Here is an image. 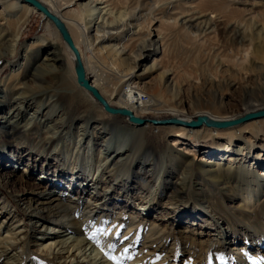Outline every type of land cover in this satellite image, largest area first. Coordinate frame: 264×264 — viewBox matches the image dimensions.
I'll list each match as a JSON object with an SVG mask.
<instances>
[{"label":"rangeland","instance_id":"1","mask_svg":"<svg viewBox=\"0 0 264 264\" xmlns=\"http://www.w3.org/2000/svg\"><path fill=\"white\" fill-rule=\"evenodd\" d=\"M176 8L175 12L182 11L188 16L194 15L198 20L209 18L213 21L216 17L214 31L198 41L187 38L185 34H180L175 28H169L163 39L165 57L162 64L171 71L173 80L169 79L165 84L168 88L167 93L161 89L162 92H159L155 97L157 90L153 89L154 86L151 84H155V82L159 84V78L157 73H148V70L153 66L152 53H150L141 63V71H147L143 82L150 84V90L143 93L142 100H156L159 95H162L159 106L163 110H183L186 115L193 118L197 113L225 118L245 113L249 106L243 100L245 93L248 90L256 91L258 88H264V0H240L236 4L230 3L228 0H180L177 2ZM70 10L76 13L79 10L78 4ZM119 12L123 13L124 10ZM119 12L111 16L114 20L112 26L115 28L121 23L119 22ZM211 17L213 18L211 19ZM232 30L236 33L231 32ZM135 31L137 28L132 27L131 32ZM56 38L57 32L54 26L45 22L39 13L33 14L22 32L14 56L0 58V190L6 198L23 197L30 198L35 202L38 199L37 194L43 192L45 186L51 190L50 186L55 182L56 186L61 188L72 184V187L75 186L74 188L77 190L79 182L74 181L76 176L81 179L82 174H88L89 170L93 173L97 166L94 158L90 157L85 160L86 156L82 154V148L85 145L78 151L83 142L80 141L82 134L86 130V124L83 122H76L72 126L71 135L69 134L71 150L66 152L61 143L57 148H54L55 155L64 150L65 157L60 155L57 158H50L45 156V153L37 155L39 140L56 138L59 135V132L53 127V122L47 123L46 118H41L48 111L47 107L52 100L48 96L46 99L44 97L42 100L37 99L34 102V100L25 97V102H22L20 89L6 92V87L10 83L7 81L11 76L20 73L23 69L29 72L24 58H27L38 39L55 41ZM152 41H154L153 45L156 44V47H159L157 38H153ZM81 47L85 52V47ZM53 56L55 54L40 52L38 64L51 65ZM102 66L106 67L104 64ZM107 69L110 68L107 67ZM107 69L105 72L109 71ZM251 102L253 105H261L259 111H264V101L252 100ZM157 109L160 110V107ZM58 111H53L51 116L52 119H58L57 122L63 118H60L61 113ZM251 113L255 112H249V114ZM255 121L263 122L258 126L248 127L246 132L239 137L240 139L233 141L234 149L242 147L248 156L240 164L243 167L241 173L246 176H239L240 174L236 176L231 181L232 185H229L234 188L223 184L213 185L202 177L199 171L191 174L190 182L187 184L189 177L186 178L182 169L178 167L177 156H174L171 161L173 163L162 164L159 163V160L156 163V155L153 151L167 153L172 141L176 139L173 136H161L156 139L152 138V141L156 140L155 150H151L148 156L144 157L140 156L142 154L140 152L134 163L131 164L127 174L128 177H131L129 184H132L134 188L132 194L123 197L122 188L124 185L112 184L111 179L109 180L112 177L108 175L102 177V184L90 189L92 194L84 192L81 195L83 202H91L94 194H98L97 201L94 202L96 207L101 206L100 203L104 201L102 203L104 211L100 216L106 215L107 219L99 227L97 235L99 238L105 235L114 238V246L110 250L101 248L99 241L93 242L91 246L85 248L88 251L91 247V251L97 252L98 259L96 258L93 264H100L102 256L103 261L105 260L107 264H264V187L260 188L259 182L256 180L257 173L264 171V159L261 167L252 166L253 162L251 161L252 154L256 156V152L264 148V119ZM38 123L47 124L48 128L39 127L33 130V126H38ZM250 123L252 122L246 124ZM107 124H110V121ZM13 129L20 131V139L14 140L10 137ZM31 129L33 131H30ZM91 130L98 133V140L93 147L92 156L98 154L100 150V158H103L107 152L114 149L116 139L109 133L108 127L103 126V123L98 126L92 125ZM3 139L4 142H2ZM197 141L199 149L194 154L197 159H200L204 156L202 152H199L200 149L210 148L213 143L208 139ZM5 142L11 146H15L19 142L21 145L18 148L22 149H16L17 144L16 148L9 149L4 145ZM194 142L192 139L188 141L189 144ZM250 151H252L251 154ZM76 153H79L77 157ZM18 158L23 159V162H17ZM97 158L99 157L97 156ZM112 158H109V161ZM123 158L124 156L117 157L115 161L123 162ZM62 159L63 165H60ZM13 163L15 168L11 171H14V176L20 184L26 185L24 190L19 183L16 186L8 184L7 174L10 169L6 166ZM46 166H48V172L43 173L42 169H46ZM154 167L160 170L158 178L160 177L161 181L172 185L171 187L176 185L177 189H181V184H184L185 190L188 186L187 192L181 197L170 194L167 192L168 189L160 195H158L159 191L155 193L157 180L153 183H149L147 180L148 176L155 177ZM32 168L33 170H30ZM82 168L86 172H83ZM25 169H29V173H23ZM61 169L65 173L63 179L57 177ZM113 173L114 171L111 175ZM38 175L43 178L39 180ZM127 186L125 185V187ZM246 186L250 188L247 192L244 191ZM56 192L58 190H55ZM146 192L149 194L146 195ZM66 194L69 198H75L77 195L71 191ZM150 194L155 198L154 202L150 201L154 206L146 211L147 206H141L143 205L141 201L145 203L144 198ZM104 195H108L105 200L101 198ZM247 195L249 199L252 198L253 202L245 203L243 199ZM109 197H111V201H107ZM22 206L24 207L22 203H17L12 210L21 213L19 209ZM22 216L20 215L18 220L22 219L21 224H24L22 227L25 228L20 231L25 233L30 226L27 219ZM117 221H125L126 224L117 225ZM111 222L114 223L113 230ZM130 223H138L141 226H137L139 230L133 233L135 235V239L131 242L133 247L130 248V251L126 249V253L129 252L122 258L119 253L115 252H117L122 238L125 237ZM150 229L151 231H149ZM221 230L225 231L224 236L221 235L222 232L224 233ZM47 232L52 238L58 235L61 238H64L62 236H77L68 234L69 232H65L64 229L54 227H49ZM0 235L4 237L5 233L0 231ZM151 235H153V241L157 246L162 245L161 249H157L155 244L153 247H147L145 242ZM61 238L58 237L57 240ZM36 244L29 245L19 264H31L32 262L59 264L58 261L52 259L53 257L38 250ZM4 263L5 261H0V264Z\"/></svg>","mask_w":264,"mask_h":264},{"label":"bare ground","instance_id":"2","mask_svg":"<svg viewBox=\"0 0 264 264\" xmlns=\"http://www.w3.org/2000/svg\"><path fill=\"white\" fill-rule=\"evenodd\" d=\"M36 1L44 6L51 15L57 18L66 29L80 56L85 72V79L90 86L99 93L109 107L126 110L133 118L139 119L143 123H132L126 115H112L107 113L91 93L78 85L74 70V55L63 41L55 25L45 15L23 0H0V58L3 56H14L22 32L33 14L39 13L45 22H49L54 26L57 32L55 41L38 39L27 58H24L29 72L23 69L20 73L11 76L7 81H10V83L6 87V92L20 89L22 102H25V97L34 100V102L37 99L42 100L44 97L46 99L48 96L52 100L47 107L48 111L41 118H46L47 123L53 122V127L59 132V135L56 138L50 137L39 140L37 143V155L45 153V156L50 158H57L60 155L65 157V153L71 150L69 137L73 124L83 122L86 124V130L82 134L80 141L83 142L78 148V151L85 145L82 148V154L86 156L85 160L92 157L97 162L93 173L89 170L88 174L81 175V179L76 176L74 181L79 182L77 190L74 188L75 186L72 187V184L61 188L56 186L55 182L51 184V190L47 189L48 186H45L44 191L37 194L38 199L35 202L30 198L23 197L6 198L0 190V231L5 233L4 237L0 235V261H5L4 264H19L29 245L37 243L38 250L44 252L49 257H53L52 259L58 261L59 264H93L98 254L96 251H91V247L88 251L85 248L91 246L93 242L99 241L101 248L110 250L114 246V238L108 235L99 238L97 235L99 227L107 219L106 215L100 216L104 211L102 206L104 201L100 203L101 206L96 207L94 202L97 201L98 194H94L91 198L92 201H88L87 203L81 200V195L84 192L92 194L90 193V189H94L99 184H102V177L104 175L112 177L109 178L112 184L124 185L123 190L121 189L123 191V197L132 194L134 188L132 184H129L131 177H128L127 172L140 152H142L140 156L142 155L144 157L148 156L151 150H155L154 146L157 144L155 142L156 140L152 141V138L156 139L161 136H173L176 138L172 141L170 150L167 153H162L161 151L160 153L158 151L153 152L156 155V163L158 160L162 164L168 162L173 163L171 161L174 156H177L178 167L182 169V173L186 178L189 177L187 184L190 182L191 174L199 171L201 176L213 185L223 184L229 188H234L229 185H232L231 181L239 174V176H244L241 173L243 167L240 164L248 156L244 153L242 147L234 149L233 141L240 139L239 137L246 132L248 127L258 126L263 121H255L260 120L255 119L249 121L252 122L250 124H246L249 123L246 122L225 129L207 127L205 125L192 128L185 124L196 122L199 118H206L216 122H231L245 117L247 113L249 115V112L257 113L261 105H253L251 101H264L263 87L258 88L256 91L248 90L245 93L243 100L249 105L246 112L244 111L245 113L239 114L240 116L236 115L226 118L204 113H195L196 115H193V118L186 115L183 110H163L159 106L162 95H159L156 100H142L144 97L143 93L145 94L146 91L150 90V84L143 82L146 78L147 71H141V63L150 53H152L151 59L153 66L148 70V73H157L159 78V84L156 82L155 84H151L154 88L151 87L157 90L155 97L159 92H162L161 89H164L166 92L168 88L165 84H167L169 79L171 81L173 80L171 71L167 70L162 64L165 57L163 39L167 33L166 31L169 28H175L180 34H185L187 38H193L199 41L203 37L213 33V27L217 22L216 17H214L213 21L209 20V18L198 20L194 15L188 16L182 11L175 12L177 2L180 0ZM239 1L228 0V2L233 4L239 3ZM76 4H78L79 10L73 13L70 8ZM120 10H124V12H119ZM118 12L120 16L119 22L121 23L115 28L112 26L114 20L111 16L114 13L118 14ZM132 27L137 28V31L134 33L131 32ZM234 30L231 32L235 34L236 31ZM153 38L158 39L159 47H156V44H152L154 42L152 41ZM140 42L141 44H139ZM81 46L85 47V52H83ZM40 52L55 54L52 57L51 65L38 64ZM101 64L106 65V67H103ZM107 67L110 69H107ZM106 69L109 71L105 72ZM158 107H160V110L157 109ZM57 110L61 113L60 118L63 117V120L61 119L59 122H57L58 119H52L51 117ZM167 120H178L184 124L161 123ZM108 121H110V124H107ZM101 123H103V126L108 127L109 133L116 139L114 149L111 152H107V155L103 158H100V150L98 154L92 156L93 147L98 140V133L91 130V126H98ZM37 125L33 126V130L39 127L48 128L47 124L41 125L38 123ZM33 130L31 129L30 131ZM19 136L20 131L13 129L10 137L16 140L20 139ZM189 139L195 142L189 144ZM200 139H208L213 145H210V148L207 149H200L199 152H202L204 156L197 159L194 153L199 149L197 140ZM2 142H4V139ZM59 143L66 149V152L63 150L59 154L57 152V155H55L53 153L54 148H57ZM8 144L7 142L4 143L9 149L16 148V144V149H22L18 148L21 145L19 142L15 146ZM85 150L86 152H84ZM78 155L79 153H76V157ZM122 156H124L123 162L117 163L115 158ZM111 157L113 158L109 161ZM263 159L264 148L256 152V156L252 154V166L258 165V167H261ZM17 162H23V159L18 158ZM62 162L63 159L60 165H63ZM15 164L6 166V168L10 169V172L7 174V181L11 186L20 184L14 176V171H11L15 168ZM47 167L46 169H42L43 173L48 172ZM111 167L112 169H110ZM30 170H33V168ZM30 170L25 169L23 173H29ZM82 170L86 172L83 168ZM113 171L114 173L111 175ZM159 171L154 167L153 173H155V177L152 178L153 175L147 177L149 183L156 182L157 180L158 183L155 188V193L159 191L158 195H160L164 190L166 191L168 189L167 192L170 194L181 197L187 192L188 186L185 190L184 184H181L183 188L177 189L175 188L176 185L171 187L172 185H167L161 181V178H158V175H160L158 173ZM58 175L57 177L63 179L65 175L64 170L61 169ZM38 176L39 180L43 178L40 175ZM124 176L125 178H123ZM256 180L259 182L260 188L264 187V171L257 173ZM125 185L128 186L125 187ZM145 186L147 187L148 185ZM20 187L24 190L26 185L21 183ZM249 189L246 186L244 191L247 192ZM55 190H58V192L55 193ZM69 191L77 194L76 197L69 198L66 194ZM147 194L149 192H146ZM107 196L104 195L101 198L105 200ZM145 200V203L141 201V204H143L141 206H147L146 211L152 209L154 205L150 201L154 202L155 200L152 194L146 196L144 198ZM243 200L245 203L253 202L252 198H248V195L244 196ZM107 201H111V197ZM17 203L24 205V207L18 208L21 213H18L17 210H12ZM200 203L203 204V202ZM17 215H23L22 217H25L28 221L30 228L25 233L20 231L25 227H22L24 225L21 224L23 221L22 219L18 220L19 216ZM98 216L101 218H98ZM111 223V229L113 230L114 223ZM125 224V221H117V225L123 226ZM129 225L125 237L122 238V242L117 248V252H115L119 253L122 258L133 247V243L131 245L132 240L135 239L133 233L139 230L137 226H141L138 223H130ZM49 227L64 229L65 232H69L68 234L77 236H62L64 238H61L58 235L52 238L47 232ZM221 235L224 236L225 231ZM58 237L61 239L57 240ZM153 240V235H151L144 242L150 248L155 244ZM161 248L162 245L157 246V249ZM126 249L129 250H127V253ZM102 258L103 256L100 258L99 263L107 264ZM148 261L150 262L149 259ZM31 264L37 263L32 262Z\"/></svg>","mask_w":264,"mask_h":264},{"label":"water","instance_id":"3","mask_svg":"<svg viewBox=\"0 0 264 264\" xmlns=\"http://www.w3.org/2000/svg\"><path fill=\"white\" fill-rule=\"evenodd\" d=\"M25 2H27L28 4L32 5L33 7H35L39 12H41L43 15H45L56 27V29L59 31L63 41L66 43V45L68 46V48L72 51L74 58H75V64H74V70H75V75H76V80L77 83L80 87H82L83 89H85L86 91H88L89 93H91V95H93V97L98 101V103L104 108V110L112 115H126L129 118V121L135 124H142L143 121L133 118L128 111L126 110H122V109H113L111 107H109L106 102L102 99V97L99 95V93L90 86V84L88 83V81L85 79V72H84V68L80 59V56L77 52V50L75 49L66 29L64 28V26L62 25V23L55 18L53 15H51L49 13V11L42 6L38 1L36 0H23ZM264 118V111H260L257 113H252L249 115H246L243 118H240L236 121H231V122H216V121H211L208 120L206 118H199L196 122H191V123H187L185 124L188 127H192V128H198L201 125H205L207 127H215L218 129H225L228 127H232V126H236L239 124H243L255 119H261ZM156 124V122H154ZM161 123H169V124H184L181 121L178 120H167L165 122H161Z\"/></svg>","mask_w":264,"mask_h":264},{"label":"snow or ice","instance_id":"4","mask_svg":"<svg viewBox=\"0 0 264 264\" xmlns=\"http://www.w3.org/2000/svg\"><path fill=\"white\" fill-rule=\"evenodd\" d=\"M110 259H112V257H110Z\"/></svg>","mask_w":264,"mask_h":264}]
</instances>
